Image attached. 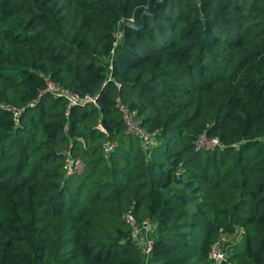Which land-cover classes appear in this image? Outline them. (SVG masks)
Returning <instances> with one entry per match:
<instances>
[{"label":"trees","instance_id":"16d2710c","mask_svg":"<svg viewBox=\"0 0 264 264\" xmlns=\"http://www.w3.org/2000/svg\"><path fill=\"white\" fill-rule=\"evenodd\" d=\"M148 4L0 0V264H264V0Z\"/></svg>","mask_w":264,"mask_h":264},{"label":"built area","instance_id":"2783aa9c","mask_svg":"<svg viewBox=\"0 0 264 264\" xmlns=\"http://www.w3.org/2000/svg\"><path fill=\"white\" fill-rule=\"evenodd\" d=\"M111 68V66H109ZM48 90L53 92V94H57L59 91L65 93L68 96L69 102L68 107L66 108V114L69 112V106L83 103L85 101L91 100L95 102V98L90 95H85L83 97H79L77 94L70 92L68 90H62L58 88L53 83L48 84ZM123 119L125 120L127 130L136 134V135H145L146 132L144 128H142L140 121L134 117L135 112L131 111L127 106L120 105ZM15 115H18L21 109H16L14 107L10 108ZM197 147H205L212 148L220 144L219 140L214 138H207L204 134L200 136L197 140ZM112 143H107L105 150H111L113 148ZM64 167L68 170L69 173H78L81 174L84 171V163L79 157H71L69 153L65 155V165ZM124 220L128 222L132 226V235L136 240L137 244L140 246L143 252V262L142 264L149 263V255L153 246V223L146 219L142 222H138L134 215L132 214V207L124 214ZM223 239H219L215 241L210 249L209 257L211 258L212 264H230V260L228 259V255L226 251H224L222 247Z\"/></svg>","mask_w":264,"mask_h":264},{"label":"water","instance_id":"95a60500","mask_svg":"<svg viewBox=\"0 0 264 264\" xmlns=\"http://www.w3.org/2000/svg\"><path fill=\"white\" fill-rule=\"evenodd\" d=\"M159 0H149V4L147 7H139L134 14V21L130 23V25L134 28H139L144 25V15H153L157 9V3ZM122 28V25L120 26ZM178 179H180L181 174H177Z\"/></svg>","mask_w":264,"mask_h":264},{"label":"rangeland","instance_id":"374dc122","mask_svg":"<svg viewBox=\"0 0 264 264\" xmlns=\"http://www.w3.org/2000/svg\"><path fill=\"white\" fill-rule=\"evenodd\" d=\"M232 239H236V237L234 238V236H233ZM232 239H231V240H232ZM232 241H234V240H232ZM230 246H231V245H230Z\"/></svg>","mask_w":264,"mask_h":264}]
</instances>
